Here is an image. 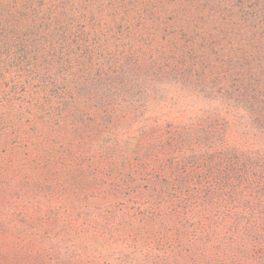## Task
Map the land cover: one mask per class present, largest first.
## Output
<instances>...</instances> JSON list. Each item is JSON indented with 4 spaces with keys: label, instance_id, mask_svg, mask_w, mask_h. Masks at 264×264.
Segmentation results:
<instances>
[{
    "label": "rangeland",
    "instance_id": "1",
    "mask_svg": "<svg viewBox=\"0 0 264 264\" xmlns=\"http://www.w3.org/2000/svg\"><path fill=\"white\" fill-rule=\"evenodd\" d=\"M106 1L0 0V264H140L137 235L166 241L171 229H159L171 207L186 217L188 199L205 196L166 137L180 145L183 124L210 112L206 101L195 108L167 92L165 105L157 85L128 94L119 74L137 75V61L113 68L110 60L116 47L139 49L141 59L188 39L177 37L171 11L162 36L141 20L113 24ZM197 31L201 50L232 48L240 57L230 62L240 60L224 33ZM64 73L77 83L67 93ZM143 123L162 133L153 156L138 142Z\"/></svg>",
    "mask_w": 264,
    "mask_h": 264
},
{
    "label": "trees",
    "instance_id": "2",
    "mask_svg": "<svg viewBox=\"0 0 264 264\" xmlns=\"http://www.w3.org/2000/svg\"><path fill=\"white\" fill-rule=\"evenodd\" d=\"M126 1H106L113 24L122 18L141 20L147 33L164 36L165 18L171 11L177 37L190 42L176 39L159 49L156 57L150 56L155 52L141 59L139 49L129 52L127 45L116 47L110 59L113 68L123 66L130 55L139 68L137 75L134 67L121 70V90L132 94L137 85L142 94H150L157 85L162 104L167 105L164 95L171 92L178 101L194 100L195 108L202 101L210 107L206 116L198 113L191 123L183 124L178 131L180 145L166 137L177 151L176 163H189L201 181L202 191L197 189L195 194L205 196L188 199L187 208L192 212L186 217L180 218L181 208L171 207L172 218L159 229H171L173 236L166 241L162 236L148 240L145 234L137 235L142 240L134 245L142 254L140 264H264V0H129L132 10H126ZM197 30L224 33L228 44L241 52L240 60L230 62L232 56L240 57L232 48L222 53L201 50L193 43ZM147 36L148 42L151 37ZM61 80L65 93L76 88L77 83L71 85L67 74ZM142 99L151 101L148 95ZM217 125L223 129L218 130ZM142 126L138 142L153 156L157 150L151 145L160 141L162 133H156H160L157 139L152 133L155 127ZM247 134L249 138L244 140Z\"/></svg>",
    "mask_w": 264,
    "mask_h": 264
}]
</instances>
